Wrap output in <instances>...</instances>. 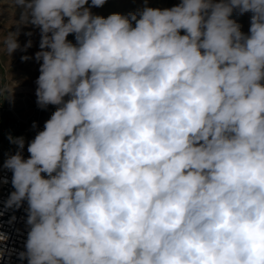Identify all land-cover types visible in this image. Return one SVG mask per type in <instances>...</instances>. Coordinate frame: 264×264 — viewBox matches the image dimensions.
<instances>
[{
  "label": "clouds",
  "instance_id": "clouds-1",
  "mask_svg": "<svg viewBox=\"0 0 264 264\" xmlns=\"http://www.w3.org/2000/svg\"><path fill=\"white\" fill-rule=\"evenodd\" d=\"M14 3L18 26L40 30L37 106H56L27 159L25 138L8 137L4 207L27 203L19 258L264 264V0L106 18L91 11L106 0ZM234 11L252 13L248 34ZM18 35L3 41L9 56ZM14 87L0 85V104Z\"/></svg>",
  "mask_w": 264,
  "mask_h": 264
},
{
  "label": "rangeland",
  "instance_id": "rangeland-1",
  "mask_svg": "<svg viewBox=\"0 0 264 264\" xmlns=\"http://www.w3.org/2000/svg\"><path fill=\"white\" fill-rule=\"evenodd\" d=\"M111 3L107 7V16L113 13L128 14L136 12L139 9L147 7L152 8H171L181 2V0H106ZM91 0H89V6ZM93 8V7H91ZM21 9L17 8L14 0H0V85L14 86V99L9 102L7 99L0 104V163L4 162L9 155L16 151V145L10 143L9 135L19 137L27 135L36 117L43 110L36 103V84L39 76V67L41 62H37L35 54L40 51V30L32 25H19ZM105 16V18L107 17ZM251 12L243 15L234 11L232 19L241 25V31L249 33ZM19 27L18 43L20 48L9 56L6 44L10 32H17ZM31 33V35H28ZM75 43V34H70L67 38ZM31 41V47L25 48ZM28 56V60H22L21 57ZM27 88L25 94L20 93L19 89Z\"/></svg>",
  "mask_w": 264,
  "mask_h": 264
},
{
  "label": "built area",
  "instance_id": "built-area-1",
  "mask_svg": "<svg viewBox=\"0 0 264 264\" xmlns=\"http://www.w3.org/2000/svg\"><path fill=\"white\" fill-rule=\"evenodd\" d=\"M55 110L56 106L49 105L47 109L37 115L34 121L37 127L33 128L31 126L25 136V147L22 153L25 159L30 155L27 151L28 143L34 139L38 131L43 130L45 121L50 118ZM3 163H0V211L3 212V215H0V233L6 235L7 240L0 242V247L4 248V255L0 258V264H27V260H21L18 255L20 252L25 251V242L29 230L26 224L27 213L25 211L27 203L24 202L19 209H5V202L8 200L10 193L14 191V188L11 184L12 172L4 168ZM3 180L7 182L4 183ZM13 217H15L14 220Z\"/></svg>",
  "mask_w": 264,
  "mask_h": 264
},
{
  "label": "bare ground",
  "instance_id": "bare-ground-1",
  "mask_svg": "<svg viewBox=\"0 0 264 264\" xmlns=\"http://www.w3.org/2000/svg\"><path fill=\"white\" fill-rule=\"evenodd\" d=\"M108 6L111 7L112 5H111V3L106 2L102 7H93V8H91V11L95 15H100V16L105 17V16H107V9L106 8ZM27 91H29L27 88H21V89H19V92L20 93H23V94H25ZM14 94L15 95L16 94L18 95L19 93H14Z\"/></svg>",
  "mask_w": 264,
  "mask_h": 264
}]
</instances>
